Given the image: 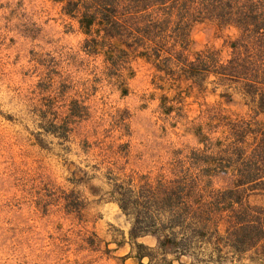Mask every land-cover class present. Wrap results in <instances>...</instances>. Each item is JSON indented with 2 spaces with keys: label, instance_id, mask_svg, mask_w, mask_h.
Masks as SVG:
<instances>
[{
  "label": "rangeland",
  "instance_id": "374dc122",
  "mask_svg": "<svg viewBox=\"0 0 264 264\" xmlns=\"http://www.w3.org/2000/svg\"><path fill=\"white\" fill-rule=\"evenodd\" d=\"M237 33L196 24L190 59L203 50L225 61ZM122 49L60 0H0V264H264V241L238 254L209 234L181 254L158 249L153 235L131 239L110 173L156 177L179 159L211 173L202 160L215 148L204 153L200 125L249 106L235 84L175 81ZM203 179L231 185L223 173Z\"/></svg>",
  "mask_w": 264,
  "mask_h": 264
},
{
  "label": "trees",
  "instance_id": "16d2710c",
  "mask_svg": "<svg viewBox=\"0 0 264 264\" xmlns=\"http://www.w3.org/2000/svg\"><path fill=\"white\" fill-rule=\"evenodd\" d=\"M60 1L88 30L98 26L107 38H120L128 55L157 63L175 81L203 83L214 75L219 83L235 84L248 99L245 115L221 110L213 127L200 125L204 153L215 148L202 160L213 166L211 173L192 171L184 159L156 177L110 173L109 193L131 219V239L153 235L158 249L185 254L189 239L210 234L219 248L257 251L264 241V0ZM205 21L237 30L225 61L203 50L190 59L192 30ZM219 173L229 175L231 185H201L204 176ZM146 256L151 254L139 259Z\"/></svg>",
  "mask_w": 264,
  "mask_h": 264
}]
</instances>
